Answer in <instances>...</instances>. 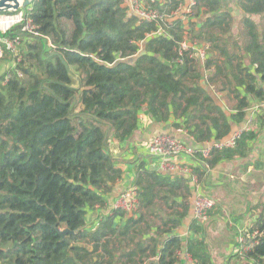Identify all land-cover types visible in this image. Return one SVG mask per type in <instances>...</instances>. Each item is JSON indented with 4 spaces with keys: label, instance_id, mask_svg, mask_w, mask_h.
I'll return each instance as SVG.
<instances>
[{
    "label": "trees",
    "instance_id": "16d2710c",
    "mask_svg": "<svg viewBox=\"0 0 264 264\" xmlns=\"http://www.w3.org/2000/svg\"><path fill=\"white\" fill-rule=\"evenodd\" d=\"M144 1L168 13L182 0ZM238 2L248 38L243 49L255 75L239 64L242 76L220 77L232 69L231 55L221 63L208 56L201 66L184 52L183 61L175 62L178 43L186 37L209 45L221 40L219 33L232 18L220 0L197 4L193 15L202 11L203 17L200 24L190 21L188 33L181 20L172 19L160 23L161 34L146 37L158 24L129 15L119 0H33L27 16L40 35H29L20 24L0 31V39L17 42L16 53L0 42L1 264H149L151 258L179 264L182 242L171 232L189 211L182 174L137 163V208L126 218L113 210L92 229L86 228L85 215L104 205L105 194L120 180L113 148L129 140L141 112L157 123L172 118L175 129L183 116L200 118L205 127L184 123L191 137L220 141L245 118L251 98L264 99V0ZM207 87L227 89L225 96L236 99L234 110L220 106ZM225 151L213 149L217 157L202 166ZM199 169L193 167L197 182ZM180 187L186 195L177 203L173 195ZM156 198L164 200L163 209ZM254 209L250 228L261 235L242 258L264 264V202ZM114 218L121 222L113 224ZM53 224L72 233L62 237ZM190 227L196 232L195 219ZM186 249L190 264H212L204 239L188 238Z\"/></svg>",
    "mask_w": 264,
    "mask_h": 264
},
{
    "label": "crops",
    "instance_id": "0c3cea01",
    "mask_svg": "<svg viewBox=\"0 0 264 264\" xmlns=\"http://www.w3.org/2000/svg\"><path fill=\"white\" fill-rule=\"evenodd\" d=\"M238 3V0H220L221 8L229 10L231 14V24H228L227 30L219 33L221 40L217 39L212 43L210 42V45L207 43L209 48L211 46L212 49V51L208 53V56L212 57L216 55L219 63L225 60L228 55L232 56L230 62L232 69L220 74L219 76L222 78H224L225 75L232 77L239 74L240 70L236 68L239 64H244L246 66L245 69H249V71L255 75L253 71L254 66L249 64L248 54L243 49V45L247 43L248 38L245 32V24L242 21L244 13ZM202 17V11L198 14L196 12L191 21H195V24H200L201 21L199 22V20L202 19ZM257 25L261 26L259 21ZM228 29L231 30L232 34L228 33ZM200 42L204 41L200 40ZM6 64L8 67L13 63L7 62ZM243 73L244 72H241L240 76H242ZM216 87L218 88L219 86ZM236 88L242 89L243 86L238 85ZM207 90L220 100L219 104L225 110H234L236 99L231 96H225V92L228 91L227 89L216 90V92H214L207 87ZM258 101L260 100L251 98L250 105L246 109L245 118L231 125L230 132L222 141L226 140L238 129L245 127L249 128L238 139L235 146L227 148L224 155L220 156L217 161L205 167L202 166L200 162H194L193 164V158L190 156L185 158V162L182 160V156L178 158V160L183 161L186 165H193L194 168L201 166L203 168L196 172L198 174L197 183L193 182L188 174L162 171L159 167L157 158L149 155L144 144L154 134L159 132L171 133L192 148L210 145L213 144L214 141H196L179 132L177 128H172L171 123L174 121L172 118H169L166 122L157 123L145 112H141L138 115L137 128L129 140L113 148L118 167L122 170V176L115 184L113 190L105 194L104 205L95 206L93 209L87 210L85 215L86 228L92 229L93 226H96V222H99L103 216L112 214L107 212L110 210L112 200L124 189L134 185V166L137 163H143L147 170H155L160 173H171L172 175L182 174L185 179H187L189 194L186 195L182 187H180L174 190L177 194L173 195V199L177 203L181 201L182 195H186V204L189 205L188 216L179 227L174 228L171 232L172 234L178 235L182 242V248L179 252V258L181 259L179 264L185 263L184 259L188 260L187 263H191L189 253L186 249V242L188 238L191 239L192 237L205 240L212 264H246V260L242 258L241 255L232 254V249L236 244L238 231L243 228L251 227L255 213L257 212L254 207L264 202V110L252 111L250 109ZM205 113L206 111L204 110L203 116H205ZM177 122L180 123V127L178 128L187 130L188 128L184 126L185 122L194 129L196 126H198V128L206 126L200 118L187 120L183 116ZM209 129H211L212 135L214 136L211 126H209ZM214 155L215 154L211 153L209 159L217 157H213ZM199 193H203V195L205 194L214 200V206L205 221L197 220L193 216L194 197ZM160 200L164 202V200ZM155 201L158 203V206L163 209L164 206L161 205L162 202L158 201L157 198ZM176 209L179 211L181 210L179 206H177ZM166 211L169 212L171 209H166ZM194 219L198 224L196 232L190 227ZM120 222L121 218L113 219V224H118Z\"/></svg>",
    "mask_w": 264,
    "mask_h": 264
},
{
    "label": "built area",
    "instance_id": "2783aa9c",
    "mask_svg": "<svg viewBox=\"0 0 264 264\" xmlns=\"http://www.w3.org/2000/svg\"><path fill=\"white\" fill-rule=\"evenodd\" d=\"M202 0H182L178 5L171 9L168 13L161 11L155 7L149 6L144 0H119L120 4L126 8L129 15L136 16L138 19L157 23V29L155 31L146 34V37L161 34L163 32L160 23L165 22V20L179 19L182 21L183 30L188 33L190 28V21L193 19V14L198 3ZM26 9H18L17 11L10 12H0V31H4L7 28L20 24L22 29L26 31L29 35L37 36L40 33L37 30V26L33 23L32 19L27 16ZM48 46H53L51 44L49 36H43ZM145 40L142 41V43ZM3 45L11 49L14 53L17 52L15 43L11 40L0 39ZM17 43V42H16ZM208 44L200 42L197 39L188 40V37L182 39L178 43L177 57L175 62L181 63L183 61L184 52H188L190 58L195 62H198L201 66H204L208 58ZM2 47L0 45V56L2 55ZM14 65V63L12 64ZM20 76L21 73L17 71ZM252 111L264 110V99L255 103L251 108ZM249 127L238 129L233 132L230 137L222 141H214L213 144L205 145L200 148H192L190 145L184 141L177 138L175 135L168 132H159L154 134L145 144L150 156H154L158 160L159 167L162 171L171 172H182L188 174L190 179L197 183V177L193 173V165H186L185 158L190 156L193 158L194 162L200 164L204 163L212 153L213 149L222 150L224 148H232L237 143L238 139ZM177 130L186 136L191 137L188 131L184 128H177ZM192 138V137H191ZM182 156L183 161L178 160ZM134 179V178H133ZM98 206V205H96ZM138 206V189L137 186L131 185L120 192L111 203L110 210L108 212L112 213L113 210H119L126 214H130ZM214 206V200L203 193L196 194L193 201V216L195 219L200 221H205L211 209ZM98 221L95 225H97ZM261 233L258 230H251V228L240 229L236 236V244L232 249V254L234 255H244L247 251L253 248L258 242V236ZM190 259V258H189ZM1 264V263H0Z\"/></svg>",
    "mask_w": 264,
    "mask_h": 264
},
{
    "label": "water",
    "instance_id": "95a60500",
    "mask_svg": "<svg viewBox=\"0 0 264 264\" xmlns=\"http://www.w3.org/2000/svg\"><path fill=\"white\" fill-rule=\"evenodd\" d=\"M33 0H0V12H10L13 13L18 9H27ZM52 227L57 230L58 234L62 237H65L67 233L71 234L72 231L67 228H62L58 230L56 225L53 224ZM149 264H158L157 258H151L148 260Z\"/></svg>",
    "mask_w": 264,
    "mask_h": 264
},
{
    "label": "rangeland",
    "instance_id": "374dc122",
    "mask_svg": "<svg viewBox=\"0 0 264 264\" xmlns=\"http://www.w3.org/2000/svg\"><path fill=\"white\" fill-rule=\"evenodd\" d=\"M189 36V35H188ZM200 41V40H199ZM15 45V47H17V43L16 44H14ZM208 53H209V49H208ZM108 212V211H107ZM125 215H124V217L126 218L127 216H128V214H126V213H124ZM94 224V223H93ZM242 256H244V255H242ZM184 261L185 262H188V260L187 259H184Z\"/></svg>",
    "mask_w": 264,
    "mask_h": 264
}]
</instances>
